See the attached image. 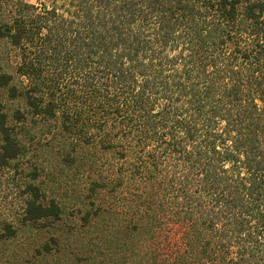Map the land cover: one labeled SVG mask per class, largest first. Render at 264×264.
Returning a JSON list of instances; mask_svg holds the SVG:
<instances>
[{"label": "trees", "instance_id": "trees-1", "mask_svg": "<svg viewBox=\"0 0 264 264\" xmlns=\"http://www.w3.org/2000/svg\"><path fill=\"white\" fill-rule=\"evenodd\" d=\"M0 39L19 56L0 58V163L26 159L20 226L55 230L65 168L85 224L95 193L127 218L92 238L103 257L264 264V0H0Z\"/></svg>", "mask_w": 264, "mask_h": 264}, {"label": "rangeland", "instance_id": "rangeland-1", "mask_svg": "<svg viewBox=\"0 0 264 264\" xmlns=\"http://www.w3.org/2000/svg\"><path fill=\"white\" fill-rule=\"evenodd\" d=\"M26 1L29 3L48 2V0ZM0 58L6 70L11 71L19 60L18 50L0 39ZM5 94V92L2 93L4 97ZM55 132L59 131L55 129ZM53 133L43 135L41 144H45ZM25 160L19 157L8 161L7 164L0 163V233L3 232V227L7 222L18 226L15 236L0 241V264H98L100 260L103 261L102 264H141L139 259L132 257L130 249L120 250L118 257L113 256V258L109 253L110 256L106 258L99 254L96 247H93L92 238L102 231L100 228L106 224V221L109 224L125 227L127 218L116 213L118 209L114 206V202L105 201L102 194L95 193L92 197L94 203L101 206L103 212L92 217L88 225L85 224L82 215L86 209L91 208L92 203L89 198L90 193L87 191V180L83 176L73 175V171L69 172L65 168L63 174L57 175L56 179L49 177L45 185L47 195L56 198L63 207L61 219L55 222V230L43 228L36 231L20 226L24 175L21 169L24 167ZM50 164L53 167L56 162L51 159ZM47 171L55 172L50 167ZM181 233L180 225L168 224L161 231V236L164 241L169 240L175 244L180 241ZM128 234L131 235V233ZM52 236L58 237V243L55 245L51 240ZM99 237L96 238L97 241ZM45 242H49L52 251L40 254L38 249L42 248Z\"/></svg>", "mask_w": 264, "mask_h": 264}]
</instances>
